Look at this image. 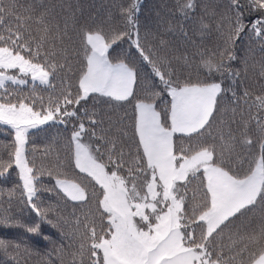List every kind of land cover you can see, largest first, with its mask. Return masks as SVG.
<instances>
[{"label": "trees", "instance_id": "16d2710c", "mask_svg": "<svg viewBox=\"0 0 264 264\" xmlns=\"http://www.w3.org/2000/svg\"><path fill=\"white\" fill-rule=\"evenodd\" d=\"M97 35L109 64L132 74L121 99L80 95L89 49ZM0 45L47 73L46 85L5 84L0 102H25L58 122L26 134L23 155L34 196L29 204L13 164L11 131L0 125V264H103L97 246L108 238L102 188L73 166L72 137L104 174L120 181L128 204L144 207V230L177 204L183 246L213 264H251L264 252V0H0ZM216 83L219 93L202 125L172 134L173 164L199 151L233 179L260 163L252 201L215 229L199 216L210 207L202 172L172 183L170 199H149L152 177L136 132V105L150 104L169 129V89ZM68 180L83 191L71 201L55 187ZM161 187L158 185V189Z\"/></svg>", "mask_w": 264, "mask_h": 264}, {"label": "rangeland", "instance_id": "374dc122", "mask_svg": "<svg viewBox=\"0 0 264 264\" xmlns=\"http://www.w3.org/2000/svg\"><path fill=\"white\" fill-rule=\"evenodd\" d=\"M86 44L89 52L86 70L79 83L80 95L99 93L115 99L126 97L132 83L131 72L121 64H109L106 61L107 47L99 36H87ZM47 80L48 75L40 65L28 61L8 46L0 45V89L7 83L16 86L27 83L46 85ZM168 92L169 129L159 125L157 114L150 104L136 105V132L152 174L146 185V193L150 200L156 196L163 200L170 199L173 182L184 179L198 168L202 169L211 205L199 219L209 232L231 213L249 204L258 193L262 179L260 163H256L249 176L240 180L206 165L208 156L203 151L173 164L174 157L170 153L172 134H187L198 129L208 117L219 88L216 83H211L169 89ZM55 112L52 110L40 114L25 102H0V125L11 131L14 141L13 164L28 204L34 196V190L30 169L23 155L25 137L29 131L57 123L53 117ZM76 134L72 137L73 166L78 172L91 176L102 188L99 206L107 213L110 225L108 238L97 246L103 264H208L205 258H199L180 245L176 224L178 207L173 202L167 207L166 215H162L157 222L149 224L144 230L136 229L131 219L136 217L144 221V207L127 203L120 181L112 174H104L102 168L88 157L75 139ZM54 185L71 201L83 198V191L73 182L55 180ZM251 264H264V252Z\"/></svg>", "mask_w": 264, "mask_h": 264}]
</instances>
